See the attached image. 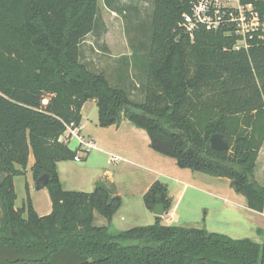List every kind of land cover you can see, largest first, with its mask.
<instances>
[{"label": "trees", "instance_id": "16d2710c", "mask_svg": "<svg viewBox=\"0 0 264 264\" xmlns=\"http://www.w3.org/2000/svg\"><path fill=\"white\" fill-rule=\"evenodd\" d=\"M194 0H154L150 43L133 58L145 70L142 100L114 85L81 58L82 41L100 17L99 0H0V264H264V242L204 228L152 225L111 228L122 205L103 181L91 192L67 190L58 163L79 148L61 138L81 127L82 109L98 105L102 127L130 121L147 132L150 147L180 168L227 179L247 206L264 212V185L256 168L264 146V41L235 50L226 28H201L194 40L179 27ZM122 11L119 0H105ZM47 99V104L43 100ZM221 133L228 150H215ZM37 181L49 176L52 211L40 215L27 185L16 206L15 177L30 155ZM148 209L172 208L168 186L154 182ZM96 212L108 225H96Z\"/></svg>", "mask_w": 264, "mask_h": 264}, {"label": "rangeland", "instance_id": "374dc122", "mask_svg": "<svg viewBox=\"0 0 264 264\" xmlns=\"http://www.w3.org/2000/svg\"><path fill=\"white\" fill-rule=\"evenodd\" d=\"M99 4L100 17L96 28L81 44L82 61L95 71L105 72L112 84L127 87L134 99L142 100L146 74L141 63L133 58V53L137 49L138 54L142 55L149 46L154 0H119L117 6L121 12L108 7L105 0H99ZM84 119L86 137L90 134V137L95 138L101 151L94 149L81 161L67 163L69 167L65 171V187L91 192L98 180L110 187V181L102 176L108 170L105 174L118 185V189L113 188L112 191L118 192L123 199L121 207L113 217V230L124 231L155 223V214L147 208L144 194L154 182L160 181L168 186L169 195L176 205L175 212H164L163 224L204 228L233 238H250L259 242L264 240V233L257 232L264 228V217L247 209L246 198L237 194L227 179L180 168L174 158L150 147L149 136L136 135L130 131L122 137L129 140L120 142L123 151L111 148L109 151L112 154L104 153L103 149L107 147L105 143L119 136L115 128H106L99 124L98 105L95 100L88 101ZM127 123L132 125L130 121ZM132 127L138 132L146 133L134 125ZM75 143L71 141L70 146ZM31 155L25 174L15 177L18 196L16 206L22 207L25 204L28 185L39 214L46 215L50 213V194L47 187L35 189L36 180L30 168L34 158ZM120 156L119 159L115 158ZM122 157L128 161L122 160ZM256 179L264 185V146L258 159ZM241 200H245L244 206ZM108 223L105 217L96 212V225Z\"/></svg>", "mask_w": 264, "mask_h": 264}, {"label": "built area", "instance_id": "2783aa9c", "mask_svg": "<svg viewBox=\"0 0 264 264\" xmlns=\"http://www.w3.org/2000/svg\"><path fill=\"white\" fill-rule=\"evenodd\" d=\"M179 27L191 40L195 39L201 28L208 30L226 28L228 33L237 36L233 48L248 52L254 45L256 35L259 40L264 41V0H194L191 11L183 15ZM43 102L47 104L48 100L44 99ZM61 139L69 146L71 141L77 143L76 148H79V152L76 161H81L97 147L93 140L85 139L80 134V127L73 125L67 127Z\"/></svg>", "mask_w": 264, "mask_h": 264}, {"label": "crops", "instance_id": "0c3cea01", "mask_svg": "<svg viewBox=\"0 0 264 264\" xmlns=\"http://www.w3.org/2000/svg\"><path fill=\"white\" fill-rule=\"evenodd\" d=\"M87 103H88V101L84 104V106H83V109H82V116H83V118H82V123H81V127H80V134L85 138V139H90V140H93L95 143H96V150H99L100 149V151H101V148L97 145L98 144V142L96 141V139L95 138H93V137H90V134H88V136L86 137V134L84 133L85 132V128H86V121H85V119H84V110H85V107H86V105H87ZM133 125V124H132ZM132 125H130L129 123H127V121H123L119 126H114V125H112V126H109V127H106V128H112V127H114L115 128V131H116V133H117V135H119L118 136V138H116V139H113L112 141H109V143L107 142V143H105L106 145H107V147H105L106 149H103L104 150V153H109V154H112L111 153V151H109V150H111V148H113V149H116V150H118V151H123V148H122V144L120 143V142H122V141H126V140H129V139H125V138H122L124 135H126V134H128V132L130 131V132H133V133H135L136 135H143V136H145V135H147V137H148V134H147V132L144 134L143 132H138V130H136V129H134V127H132ZM135 126V125H134ZM136 127V126H135ZM140 129V128H139ZM143 130V129H142ZM76 146H77V143H75V144H73L72 145V148H76ZM94 150V149H93ZM134 152H135V149L133 148L132 149ZM90 153H91V151H90ZM133 155L134 156H136V154L135 153H133ZM116 156H119V155H116ZM31 157H32V155H30V158H29V160L31 161ZM33 158H34V156H33ZM119 158H121V156L119 157ZM123 158V157H122ZM122 160H125V161H128V159L127 158H123ZM74 161H76V160H74ZM74 161L72 160V161H61V162H59L58 163V172H59V176H60V179H61V181H62V185H63V187L66 189V187H65V178H67V174L65 173V171H66V168H68L69 167V164H67V163H74ZM34 163V162H33ZM33 164H31L30 165V168H31V166H32ZM65 169V170H64ZM106 172H108V170L107 171H105L104 172V174L102 175V176H106V178H105V180L106 181H110V187H114L115 189H118V185L115 183V181L113 180V178H110L109 179V177L105 174ZM66 174V175H65ZM102 178V177H101ZM101 180H103V179H101ZM100 180H98V181H95V185H94V188H95V186H96V184H97V182H99ZM109 183V182H108ZM45 189V188H44ZM149 189V188H148ZM148 189H147V191H148ZM30 190H32V186H31V184H30ZM67 190H71V189H67ZM73 190V189H72ZM146 191V192H147ZM145 192V193H146ZM116 193H118V192H116ZM30 195H31V198H32V193H31V191H30ZM145 195V194H144ZM32 201H33V198H32ZM245 202V200H241V204H243V206H244V203ZM33 204H34V202H33ZM35 206V205H34ZM36 208V210H37V207H35ZM247 209H249L250 211H252V212H254V213H259L260 215H261V217H264V212H258V211H255V210H252V209H250L249 207H247ZM170 210H172V213L173 212H175V210H176V205H174L173 204V202H172V208L170 209ZM52 211V202H51V205L49 206V212H51ZM37 212H38V210H37ZM39 213V212H38ZM49 214V213H48ZM41 215V214H40ZM114 219V218H113ZM113 219H112V222H113ZM155 222H156V215H155ZM257 232L258 233H264V228H260V229H258L257 230ZM257 242H259V241H257ZM264 242V240H262L260 243H263Z\"/></svg>", "mask_w": 264, "mask_h": 264}, {"label": "water", "instance_id": "95a60500", "mask_svg": "<svg viewBox=\"0 0 264 264\" xmlns=\"http://www.w3.org/2000/svg\"><path fill=\"white\" fill-rule=\"evenodd\" d=\"M211 146L215 150H228L230 148L229 142L225 139L224 135L221 133H216L211 137ZM49 176L47 174L42 175L36 181V190H41L47 187ZM156 216H163L165 212V207L163 204H156L153 210Z\"/></svg>", "mask_w": 264, "mask_h": 264}]
</instances>
